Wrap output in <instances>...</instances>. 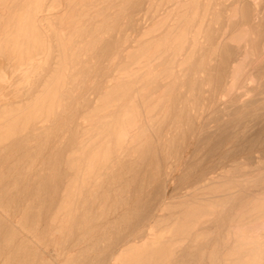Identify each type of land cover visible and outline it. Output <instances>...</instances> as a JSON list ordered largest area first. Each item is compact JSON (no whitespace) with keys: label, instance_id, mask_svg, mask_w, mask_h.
<instances>
[{"label":"bare ground","instance_id":"bare-ground-1","mask_svg":"<svg viewBox=\"0 0 264 264\" xmlns=\"http://www.w3.org/2000/svg\"><path fill=\"white\" fill-rule=\"evenodd\" d=\"M142 1L146 21L124 49L130 37L115 35L122 19L135 23L126 6ZM252 8L247 0H0V57L17 74L7 85L28 90L22 99L0 97V150L24 135L40 143L57 126L89 60L102 57L113 72L65 125L62 139L76 138L56 142L69 144L57 146L59 170L30 174L31 162L27 172L0 173V221L17 237L1 249L40 250L29 259L38 264H84L95 250L100 264H264V157L227 161L243 153L244 139L247 150L261 149L264 126L248 116L257 129L235 134L233 149L225 135L233 107L240 114L261 104L255 64L264 37ZM172 182L184 191L167 195ZM126 216L132 225L115 247L78 239L100 242L99 229H118L126 223L115 220ZM82 242L87 253L75 254Z\"/></svg>","mask_w":264,"mask_h":264},{"label":"rangeland","instance_id":"rangeland-1","mask_svg":"<svg viewBox=\"0 0 264 264\" xmlns=\"http://www.w3.org/2000/svg\"><path fill=\"white\" fill-rule=\"evenodd\" d=\"M11 1H13V0H11ZM247 1H249L252 5H253V8H255L256 9V18H255V21L258 23V25H256L255 26V29L257 30L258 29V27L260 28L259 30H257L256 32H257V36L260 38V37H264V5H263V3H264V0H247ZM259 1V2H258ZM256 2V3H255ZM141 4V5H140ZM139 5H136V6H134L133 8H131L132 7V5L131 4H129V5H127L126 7H127V10L124 12V15L126 14V13H129V12H131L132 10L131 9H134V19H135V23H134V25L132 26V24L130 25V24H127L126 22H125V18L124 19H122L121 20V22H122V25L119 27V32H118V35H117V33H116V35L115 36H117V37H119L120 35L122 36V35H127V36H129L130 37V40H128V41H126V42H124L123 43V48L125 49V48H127V46H129L130 44H132L130 41H131V39L135 36V34H136V31H137V29H139L141 26H143L144 25V22L146 21L145 20V14L147 13L146 12V6H147V3H144L143 1L140 3ZM146 4V5H145ZM259 4V5H258ZM143 5H145V6H143ZM256 5H258V6H256ZM262 6V7H261ZM141 7V8H140ZM139 8V9H138ZM252 8V9H253ZM144 10H145V12L146 13H144ZM259 11V12H258ZM255 11H253V13H254ZM249 16H250V14H249ZM259 16V17H258ZM257 18H258V21H257ZM241 20H243V18H241ZM125 23H124V22ZM263 21V22H262ZM262 25V26H261ZM262 27H263V29H262ZM128 29V30H127ZM262 30H263V32H262ZM260 33H259V32ZM261 33H262V35H261ZM129 43V44H128ZM106 45V44H105ZM105 45H104V47H105ZM113 46H114V44H112ZM111 45V47H109V49H108V51H107V54H108V52H110V50L112 49V46ZM122 48V49H123ZM101 58V59H100ZM227 57H225V56H223V58H221V61H223L224 59H226ZM95 59V60H94ZM113 59V58H112ZM111 59V60H112ZM228 59V58H227ZM229 59H231V57H229ZM100 60V61H99ZM52 59L51 58H48L47 59V61H46V63H45V65L47 64L48 66L52 63ZM91 61V62H90ZM115 61H117V59L115 60ZM262 61V62H261ZM5 62H7V61H5V58L4 57H0V97L2 96V98H7L9 101L10 100H18L19 98L20 99H22L23 97H25V94L28 92V90H27V88L26 87H23V86H19V87H16L15 88V86L14 85H12V86H8L7 85V83L8 82H10L11 80V83H13V82H15L16 81V79H17V74H15V73H12L11 71H9V69L7 68V63H5ZM95 62V63H94ZM103 62V63H102ZM106 62V61H105ZM104 62V58H102V57H96V58H93V59H91V60H89L88 61V64L87 65H84V66H82V71H81V75H80V77H81V82H80V84H79V91L78 90H74L73 91V93H72V100L73 101H71L72 102V104L71 105H68V108H66L65 109V111L63 112V114L61 115L62 116V118H61V120H59L58 122H57V126H56V124H55V122H54V124H53V126H51V128H50V132H49V134L47 135V136H39V140H40V143H34V144H32V145H30V144H28V143H26V139L27 140H30V136H28V135H24V136H22V139H21V137H18L12 144L10 143V144H7V145H5V147H4V149H1L0 150V164L1 165H5V166H16V167H14V168H9V167H5L4 169H2V168H0V173H4V175L5 174H7V173H9V174H14V173H20V172H27L28 171V169H24L23 168V166H25L26 164H28V163H31V162H33V164H35V167L34 168H31V169H29V171L27 172V173H30V174H37V173H40V174H47V173H53L54 172V170H59V169H56L57 168V160H55V158H59V157H63L64 156V153L62 152V153H60V151H57L58 150V148L59 149H61L62 147L64 148H67V147H69V144H67V143H63V144H60V145H56V142L58 141V140H61L62 139V137H61V135H62V133L64 132V131H66V129H65V125L66 124H70V125H73V124H75L76 123V116L79 114V112L81 113L82 111H83V109L85 108V104L87 103V99L88 98H93L92 97V95L93 96H95V92L97 91V87H99L100 85H101V83H103L108 77H110L111 76V74L113 75V72H112V70H107V71H105L104 70V66H105V64H107V63H105ZM49 63V64H48ZM3 64V65H2ZM91 64V65H90ZM211 64H214V63H211ZM260 64V65H259ZM261 64H262V66H261ZM90 66V68H89V66ZM264 59H259V61H257V65L255 64V69L258 71V72H256V75H258V73H259V75H258V84L260 85V87L259 88H257L256 89V96L255 97H257V98H259L260 99V105L258 104V105H255V106H250L249 108H248V110H246L245 109V112L248 114V115H246V113L244 112V113H240V114H237V113H239V112H233V110H234V107H233V110L231 111V119L229 120V123H228V127L230 126V128L228 129L227 128V130H226V134L225 135H228L227 136V139L229 140L230 138V140H229V142H228V145L232 148H234V146H235V144L236 143H238V142H240L241 141V139H240V137H238V136H236L235 134H237V135H244V132L246 133L247 132V130L249 131V129H250V132H255V130L257 129V125H255V127H253V121L251 120L252 119V116L254 117V116H256L255 114H257V119L259 120V122L260 123H258V126L259 127H262V126H264V101L262 100L263 98H264V78H261V77H264ZM113 66V65H112ZM212 67V69H211V71H210V73L211 74H213L214 73V65H211ZM4 67V68H3ZM96 67H98V68H96ZM84 68V69H83ZM94 68H95V70H94ZM102 68V69H101ZM3 69H4V71H3ZM46 69H49V67L47 68V66H45L44 67V71L43 72H45V73H47L48 72V70H46ZM96 69H98V70H96ZM47 72H46V71ZM87 70H89V71H87ZM44 73V74H45ZM95 74V75H94ZM105 74V75H104ZM263 74V75H262ZM85 76V77H84ZM105 78H104V77ZM260 76V77H259ZM6 77H9L8 79H5ZM92 77H94V78H92ZM89 78V79H88ZM88 79V80H87ZM104 79V80H103ZM10 80V81H9ZM94 80V81H93ZM261 80V81H260ZM88 81H90V83L88 82ZM89 83V84H88ZM99 83V84H98ZM91 84V85H90ZM94 84V85H93ZM3 85V86H2ZM262 85V86H261ZM82 87V88H81ZM90 87V88H89ZM95 87V88H94ZM205 87V86H204ZM203 87V89H202V91H203V94H202V96H207L208 94H206L208 91H204L205 89H207V87L208 86H206L205 88ZM88 90V91H87ZM31 91V90H30ZM263 91V92H262ZM85 92V93H84ZM89 92V93H88ZM261 92V93H260ZM93 93V94H92ZM206 94V95H205ZM18 95H19V97H18ZM24 95V96H23ZM23 96V97H22ZM74 96V97H73ZM85 96V97H84ZM87 96V97H86ZM18 97V98H17ZM84 98H85V100H84ZM80 99V100H79ZM82 99V100H81ZM77 100V101H76ZM79 100V101H78ZM88 100H90V99H88ZM91 101V100H90ZM74 102V103H73ZM76 102H78V103H76ZM205 102V101H204ZM83 103V104H82ZM73 104H74V106H73ZM76 104H77V106H76ZM82 104V105H81ZM254 107V108H253ZM231 109H232V107H230ZM257 108V109H256ZM261 108V111L259 110ZM230 109V110H231ZM250 109V110H249ZM253 111H252V110ZM229 110V111H230ZM256 110V111H255ZM76 112V113H75ZM249 112V113H248ZM76 114V115H75ZM238 115L236 118H234L233 116H235V115ZM248 118V116H250V118H248V120L250 121H248L247 120V118L245 117V116ZM72 117V118H71ZM244 117V118H243ZM242 118V119H241ZM245 119V120H244ZM242 122H241V121ZM61 121H62V123H61ZM70 121V122H69ZM235 123V124H234ZM251 123V124H250ZM60 124V126H58ZM241 124V125H240ZM247 124V125H246ZM249 124V125H248ZM55 125V126H54ZM244 125H246V126H244ZM262 125V126H261ZM227 126V125H226ZM247 126H249V127H247ZM56 129H55V128ZM240 128H243V129H240ZM244 129H246V130H244ZM71 130V129H70ZM70 130H69V132H70ZM234 130V131H233ZM242 130V131H241ZM244 130V131H243ZM252 130V131H251ZM52 132V133H51ZM229 132V134H227ZM243 132V133H242ZM73 133V132H72ZM234 134V135H233ZM74 134H68V135H66L65 137H63V139L64 140H66V141H71V139H75L76 137H75V135L73 136ZM232 135V136H231ZM231 136V137H230ZM261 136H263V137H261V140H260V142L262 143L263 141H264V134H262ZM48 137V138H47ZM58 137V138H57ZM236 137V138H235ZM263 138V139H262ZM20 139V140H19ZM24 139V140H23ZM33 139V138H32ZM37 139V140H38ZM44 139V140H43ZM57 139V140H56ZM62 139V140H63ZM70 139V140H69ZM239 139V140H238ZM43 140V141H42ZM47 140V141H46ZM233 140V141H232ZM234 140H236V141H234ZM42 141V142H41ZM238 141V142H237ZM46 142V143H45ZM244 142H245V144H244ZM232 143V144H231ZM247 142H246V140L244 139L243 141H242V145L244 146L243 147V153L241 154V153H239V154H235V156L234 155H232V156H230L229 158H228V160L227 161H229V160H235V159H239V160H243V161H247V160H251L252 158H251V156L253 157V159H256V158H258V157H264V151H262V150H264V143L261 145V146H263V147H261V149H258V148H253V149H248L247 150V144H246ZM55 147H54V146ZM57 146H58V148H57ZM60 146V147H59ZM246 147V148H245ZM6 148H7V150H6ZM55 148V149H54ZM62 148V149H63ZM64 148V149H65ZM232 148V149H233ZM36 151H35V150ZM38 149H39V151H38ZM52 150V151H51ZM250 151V152H249ZM262 151V152H261ZM246 152V153H245ZM261 152V153H260ZM59 155V156H58ZM63 155V156H62ZM237 155V156H236ZM248 155V157H246ZM251 155V156H250ZM58 156V157H57ZM257 156V157H256ZM55 157V158H54ZM12 158H13V160H12ZM14 158H15V160H14ZM22 158V159H21ZM36 158V159H35ZM233 158V159H232ZM244 158V159H243ZM247 158V159H246ZM251 158V159H250ZM9 159V160H8ZM10 159H11V161H10ZM32 159V160H31ZM39 159V160H38ZM252 159V160H253ZM226 161V160H225ZM53 162V163H52ZM59 162V161H58ZM5 163V164H4ZM7 163V164H6ZM11 164V165H10ZM17 165H19V166H17ZM42 165V166H41ZM46 165V166H45ZM50 165H52V166H50ZM44 166V167H43ZM50 166V167H49ZM46 167V168H45ZM24 169V171H23V169ZM36 168V169H35ZM41 169V170H40ZM27 170V171H26ZM7 171V172H6ZM39 171V172H38ZM129 171H130V168H129ZM13 172V173H12ZM37 172V173H36ZM4 177V179L2 180V183H4V182H6V180H10L11 179V177H8V176H3ZM8 177V178H7ZM36 178V176H32V179H35ZM8 180V181H9ZM38 183H35L34 182V186L32 187V188H30L29 189V191H28V193H30L28 196H32L34 193H35V188H40V186H42V184H43V182L41 183V182H39V181H37ZM172 184V185H171ZM48 186V181H45V184H44V186ZM176 185V186H175ZM34 188V189H33ZM33 189V190H32ZM177 190V191H176ZM31 191V192H30ZM34 193H33V192ZM184 190H182V189H180L179 188V184L177 183V182H172V183H170V185H169V187H168V189H167V195H176V194H178V193H180V192H183ZM45 195H47V194H45ZM20 198V196H17V198H16V201L14 200L13 201V205L15 204V205H17V204H19L21 201V198ZM18 199V200H17ZM46 204H47V202H45ZM128 218V216H126V217H122L121 219L120 218H118L117 220H115V224H113V225H120V223L121 222H124V224L125 225H122L123 223H121V225H120V227H118V229L116 228L115 230L114 229H112V230H110V228H100L99 229V232H101V233H99V235H103L105 232H106V234L104 235V236H102V239L103 240H101L100 242L99 241H96V240H98L100 237H98V236H96L95 238L93 237L92 239H90V240H88L87 241V238H83V237H75V236H73L71 239L70 238H67L66 240H64V241H62L61 243H64V244H66V245H69V244H71L72 242L73 243H75V240H77V238L78 239H81V240H84V239H86L85 241H84V243H87V244H89V245H92V243H94V247H99V246H101V247H103V248H105L106 250H107V248H111L110 246H114L115 247V245L117 244H115V242H118V236L119 235H121V234H123V232H126V231H128L129 229H130V223H131V225H132V222H130V221H132L131 220V216H129V218ZM120 219V220H119ZM127 219V220H126ZM126 221H128V222H126ZM97 222H98V220H97ZM120 222V223H119ZM130 222V223H129ZM44 224V220L43 219H41V224ZM42 224V225H43ZM128 224V225H127ZM118 225V226H119ZM109 226V225H108ZM127 226V227H126ZM1 228H2V223H1V221H0V249H1V246L5 243L4 241H8V240H10L11 238H13L12 240H14V241H16L17 240V237L15 236V235H11V234H8V232L7 231H5L3 228H2V230H1ZM119 228H121V229H119ZM101 229H102V231H101ZM107 229V230H106ZM108 230L109 231H111V232H108ZM118 230H119V232H118ZM104 232V233H103ZM108 232V233H107ZM114 233V234H113ZM109 234V235H108ZM115 235V236H114ZM114 236V237H113ZM3 237V238H2ZM15 238V239H14ZM74 238H76V239H74ZM112 238H114V239H112ZM1 239H2V241H1ZM3 239H5L4 241H3ZM95 239V240H94ZM71 240V241H70ZM65 241H66V243H65ZM70 241V242H69ZM89 242V243H88ZM84 243L82 242V243H79L77 246H76V249H79L80 251H75V254H80V255H83V254H85V253H87V252H81L84 248H81L82 246H84ZM96 244H99V246L98 245H96ZM103 244V245H102ZM104 244H106V245H104ZM112 244V245H111ZM110 245V246H109ZM80 246V247H79ZM27 247V248H26ZM78 247V248H77ZM107 247V248H106ZM15 248V249H14ZM23 249V250H22ZM28 251H27V250ZM29 249H30V251H29ZM104 249V250H105ZM11 250V252H9ZM10 250H4V249H1L0 250V258L2 259V261H1V263L2 264H23V263H25V264H38V262L37 261H30V260H36V259H38L40 256H42L43 254V252L42 251H40V250H36V249H32L31 250V248L30 247H28V246H22L21 247V245H19L18 247L16 246V245H14V247L12 248V249H10ZM25 250V251H24ZM36 252H35V251ZM94 251V250H93ZM27 252V253H26ZM39 252V253H38ZM82 253V254H81ZM7 254H8V256H7ZM36 256H35V255ZM31 255V256H30ZM35 257H34V256ZM40 255V256H39ZM10 256V257H9ZM100 256H101V252L99 251V250H95V252H89L88 253V256H85V260H84V264H100L99 263V259H100ZM29 257V258H28ZM38 257V258H37ZM87 257V258H86ZM89 257V258H88ZM6 258H7V260H6ZM30 259V260H29ZM4 260V261H3ZM6 261V262H5ZM23 261V262H22ZM0 263V264H1ZM105 264H110L111 263V261H110V259H107L105 262H104ZM112 264V263H111Z\"/></svg>","mask_w":264,"mask_h":264}]
</instances>
